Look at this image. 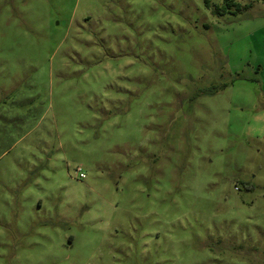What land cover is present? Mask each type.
<instances>
[{"label": "rangeland", "instance_id": "374dc122", "mask_svg": "<svg viewBox=\"0 0 264 264\" xmlns=\"http://www.w3.org/2000/svg\"><path fill=\"white\" fill-rule=\"evenodd\" d=\"M206 1L0 0V264H264V0Z\"/></svg>", "mask_w": 264, "mask_h": 264}, {"label": "trees", "instance_id": "16d2710c", "mask_svg": "<svg viewBox=\"0 0 264 264\" xmlns=\"http://www.w3.org/2000/svg\"><path fill=\"white\" fill-rule=\"evenodd\" d=\"M223 5L220 7H214L213 9V13H215L216 15L220 16L224 13H237L239 11H241L242 8H248L249 5H245L244 7L240 6L237 3L232 2L231 0H223ZM206 3V7H208V2L205 0ZM231 8H233V11H231Z\"/></svg>", "mask_w": 264, "mask_h": 264}]
</instances>
